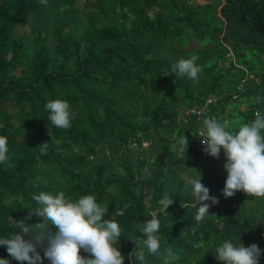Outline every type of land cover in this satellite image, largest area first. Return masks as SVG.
I'll return each instance as SVG.
<instances>
[{"label": "trees", "instance_id": "1", "mask_svg": "<svg viewBox=\"0 0 264 264\" xmlns=\"http://www.w3.org/2000/svg\"><path fill=\"white\" fill-rule=\"evenodd\" d=\"M191 1L99 0L88 27L78 25L75 0H0V136L7 138L8 147V162L0 163V238L13 234L15 221L38 207L34 193L63 191L73 200L94 195L107 205L105 219L115 220L121 229L115 246L125 264H132L128 253L135 247L129 237L143 238L141 223L151 218L165 195L173 203L169 214H158L156 235L161 252L171 246L176 254L171 264H219L215 249L227 239L259 245L261 217L240 216L220 203L224 158L206 156L198 147L197 132L204 118L214 116L229 121L227 130L234 133L257 110L264 112V0H223L220 16L214 17L210 13L217 5ZM154 6L158 10L149 18L147 10ZM17 25L28 26L33 36L15 38ZM227 52L233 65L219 68ZM193 55L202 68L196 83L171 72L173 63ZM147 84L161 92L153 103L139 104L135 94ZM208 98L214 102L203 118H179ZM51 100L69 103L70 128L50 124L45 104ZM11 102L19 108L17 126L1 106ZM126 102L129 106H121ZM184 134L188 152L178 156L172 146ZM144 142L161 154L153 162L129 155L130 145L138 149ZM106 144L116 152L112 156L118 158L115 169L121 175L109 174L105 161H93ZM145 165L148 171L141 176ZM197 166L205 168L197 177L201 173L210 195L219 199L199 222L195 207H181L194 201L191 185L176 171ZM124 204L129 207L120 215ZM38 221L33 216L26 222ZM0 258L10 259L3 247ZM146 264L164 260L146 254Z\"/></svg>", "mask_w": 264, "mask_h": 264}, {"label": "clouds", "instance_id": "2", "mask_svg": "<svg viewBox=\"0 0 264 264\" xmlns=\"http://www.w3.org/2000/svg\"><path fill=\"white\" fill-rule=\"evenodd\" d=\"M40 3L46 4V0H40ZM197 59L195 55L189 59L181 58L171 65V72L196 83L202 72ZM255 102L260 103V97H256ZM69 109V103L63 100H51L45 104L48 121L58 129L71 127ZM254 116L251 122L241 124L234 133L227 130L229 121L213 117L204 118L198 130L203 153L214 160L223 155L226 179L221 195L225 199L237 193L264 198V112L257 110ZM130 146L135 147V144ZM172 147L178 152H188L187 136L184 134L175 138ZM39 148L44 151L47 143ZM7 153V138L0 136V163L8 162ZM187 183L191 185L194 202L181 204V207H195L194 219L202 221L209 214V208L219 204V199L210 195V189L202 183L201 173L199 177H190ZM32 200L38 207L29 210L24 220L15 221L16 231L13 234L0 238V247L5 248L10 257L0 258V264H12V261L16 264H125V256L115 246L121 236L120 226L113 219H105L108 207L98 203L94 195L73 200L63 191L55 195L41 191L34 193ZM172 203L165 195L159 201L158 209L151 213V218L141 223L143 238L129 237L128 240L135 245L128 253L132 264L136 260L146 264V254L160 255L164 264H171L177 259L171 246L160 251L156 235L160 229L158 214H169L167 209ZM128 207L124 204L119 214L123 215ZM33 216L39 221L28 224L26 221ZM261 256H264V249L258 244L245 246L241 240L235 244L227 239L216 247L214 258L219 264H260Z\"/></svg>", "mask_w": 264, "mask_h": 264}, {"label": "rangeland", "instance_id": "3", "mask_svg": "<svg viewBox=\"0 0 264 264\" xmlns=\"http://www.w3.org/2000/svg\"><path fill=\"white\" fill-rule=\"evenodd\" d=\"M99 0H75V4H74V8L75 11L77 13V19H78V25L82 26L84 23L90 27V24H88L90 22V18L88 16L93 17V14H96L98 11L95 7H93ZM189 3V1H188ZM190 4H195V5H199V6H214L217 5L216 8V12H211L210 15L211 17L214 16H220V9L222 8V6L224 5V1L223 0H194L191 1ZM125 11H127V9H124ZM158 8L157 6H154L152 9L147 10L148 16L149 18H153V14L155 13V11H157ZM111 17H114V13H111ZM88 22V23H86ZM51 24V23H49ZM52 27V25H51ZM52 29H50L51 31ZM13 35L15 38H19V36H25V35H29L30 37L33 36V32L31 31V29L28 26H16L14 31H13ZM246 35V34H244ZM51 34L49 39H51ZM173 44H178L179 46H182L181 43H177L176 41H174ZM148 57V56H146ZM223 61L220 62L218 64L219 68H228L231 66L232 64V60H233V56L231 55V53L227 54H223ZM233 65V64H232ZM18 73V71H16V74ZM161 91H159L156 86H151V84H147L145 87L144 85L141 86L138 90V93L135 94V99L137 100V103H146L149 104L153 103L154 100L158 97L159 93ZM117 99H119V101H122V99L120 97H117ZM214 102V101H213ZM3 107V109L10 115H12L13 118V124H15L16 126L19 125L21 122L19 120V108L11 103L8 104H2L1 105ZM121 106H129L128 102H126L125 104H121ZM27 110V107H26ZM241 110H245L244 107L241 108ZM228 111V109L226 110ZM179 118H183L184 119V115H180ZM101 150H99V153L95 156H93V161L96 163H101L102 161H105L107 166L111 169L109 171V174H117V175H121L123 172L122 170H116L115 169V163L116 161H118L117 157H113L112 154L114 156H116V152L115 150L109 146V144H106L103 148L100 147ZM132 149L130 150V157L132 159H135L136 157H143V158H147L149 162H153L156 157L160 156V152L154 149H151V145L149 143H142L141 146L138 149H135L134 147H131ZM115 153H113V152ZM182 152H178V156H181ZM163 159H166L165 156H163ZM209 162L206 161L204 165H208ZM197 169V170H196ZM205 169L202 166H197L195 167V169L192 170H187L183 167H179L177 168V172L179 173L180 178L186 183L187 180L190 177H197V171L198 170H202ZM148 171V166L145 165L141 168L140 170V175L144 176V174ZM107 191L110 190V188L106 189ZM221 191L220 190V203L225 206L226 204L229 206V208L231 210H233L234 212L238 213V215L240 216H245V217H249V216H260L261 217V223H260V231H263V238L262 240L259 238L258 236V243H259V247L262 249V245H264V198H252V197H246L243 193H237L234 197L232 198H228L225 199L222 195H221ZM149 198L147 197V199L145 200L146 203H148ZM226 203V204H225ZM229 208H222V211H225ZM221 226L219 225V228ZM235 244H237V242H235ZM245 245V244H244ZM260 264H264V256H261L260 258Z\"/></svg>", "mask_w": 264, "mask_h": 264}, {"label": "built area", "instance_id": "4", "mask_svg": "<svg viewBox=\"0 0 264 264\" xmlns=\"http://www.w3.org/2000/svg\"><path fill=\"white\" fill-rule=\"evenodd\" d=\"M241 88H242V86L239 85V87H238V91L239 92L242 91ZM211 100L208 98L207 100H205L204 104L201 107H199V108H191V109L186 110L184 112V116L187 117V116L196 115L197 117H202L203 118L204 114H207L209 112V104H210ZM213 118H215V117L213 116ZM197 138L199 140L198 132H197ZM198 147L200 149H202V145L200 144V141L198 142Z\"/></svg>", "mask_w": 264, "mask_h": 264}]
</instances>
